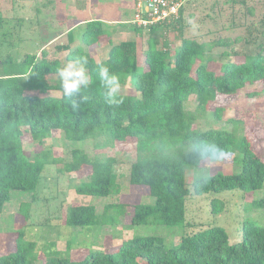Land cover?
Segmentation results:
<instances>
[{
	"label": "trees",
	"instance_id": "16d2710c",
	"mask_svg": "<svg viewBox=\"0 0 264 264\" xmlns=\"http://www.w3.org/2000/svg\"><path fill=\"white\" fill-rule=\"evenodd\" d=\"M180 1L178 15L169 22L147 27L128 23L133 33L143 40L139 59L136 39L113 44L105 24L91 20L69 29L64 43H56L60 35L50 41L48 45L54 44L56 51L52 53L66 52L63 62L47 59L48 45H36L34 52L21 58L9 53L0 60V213L11 191L33 195L41 183L44 167L58 162L43 151L28 158L22 147L23 135L41 144L53 131L61 132L68 143L92 141L96 149L128 140L135 143V160L130 165L128 183L141 190L146 200L139 199L132 205L129 227L158 225L190 229L193 225L185 221L187 198L209 196L210 212L217 215L225 208L224 201L217 195L233 190L249 193L263 189L264 161L243 133V121L227 120L233 126L230 131L200 130L193 124L197 117L207 113V105L217 94L234 95L246 84L256 82L261 83L264 93V16L246 27L242 36L202 42L198 37H187L183 29L194 17L193 12L203 14L206 3L212 0ZM226 2L233 6L246 3L245 0H225L223 4L227 5ZM217 3L218 0H214L211 6ZM223 4L221 6L230 11L226 28L243 27L242 14L237 16L234 7ZM12 9L15 15L10 18L0 8V44L8 43L9 38L19 40L16 34L36 21V18L27 20L24 14L18 15L15 7ZM32 10L35 17L38 9L35 6ZM222 12L226 14L223 9ZM223 13L209 9L199 23L206 20L216 23ZM247 13L251 16L252 10L248 8ZM75 30L81 33L78 47L73 37ZM168 32L175 34L178 45L171 47L165 37ZM216 32L215 27L207 30L211 34ZM103 36L109 38V49L106 58L96 62L89 49L98 47ZM236 45L239 51L233 50ZM215 46L229 47L228 51L220 52V57L241 60L223 63L215 73L208 68V63L215 60L212 53ZM77 59L87 61L88 86L71 98L63 93L60 97L45 95L48 91H62L58 69ZM102 65L120 77L121 88L130 86L135 94L121 93V103L109 104L97 73ZM190 96L196 104L194 112L184 107ZM218 113L215 109L208 116L218 119ZM238 129L242 135L235 133ZM196 141L215 143L227 155L237 154L240 171L200 176L188 188L184 182L185 168L201 162L192 150ZM116 163L115 157L88 156L80 149H72L70 160L60 172L76 173L88 167L89 175L75 192L105 199L119 192ZM28 205L24 203L19 207L25 216ZM249 209L263 211L264 199L253 200L245 210ZM126 210L127 205L119 200L106 205L101 216L93 205H69L63 224L72 228L116 225ZM106 215L108 220L104 221ZM23 235L18 231L11 249L0 253V264H34L31 257L36 243L24 240ZM41 264H264V226L242 221L241 239L235 243L228 242L223 228L212 226L185 232L177 244L169 247L162 237L136 236L110 251H93L81 261L60 255L45 259Z\"/></svg>",
	"mask_w": 264,
	"mask_h": 264
},
{
	"label": "rangeland",
	"instance_id": "374dc122",
	"mask_svg": "<svg viewBox=\"0 0 264 264\" xmlns=\"http://www.w3.org/2000/svg\"><path fill=\"white\" fill-rule=\"evenodd\" d=\"M187 1L191 0H184V3ZM224 1L218 0L215 6H211L214 0L207 2V9L204 8L203 14L194 11V17L188 20V26L186 25L183 29L186 36L189 38L198 37L202 42L242 36L246 27L264 16V0H245L244 6H240V4L233 6L229 2L224 5ZM221 3L224 6L234 7L233 10L237 16L242 14L243 21L240 22L245 23L243 27L234 25V29L226 28L227 22L230 20V11L227 7L221 6ZM133 5L134 0H0V8L8 14V17L12 18L15 15V11L12 9L15 7L19 12L18 15L24 14L25 19L36 18V21L28 23L19 34H16L19 40L9 38L8 43L0 44V60L2 61L9 53L14 57L21 58L25 54L34 52L36 45L46 47L50 41L59 35L56 43H64L66 41L65 33L73 26L81 23L79 22L80 19L90 17L93 18L90 20H100L105 24V29H107L113 44L136 39L139 59L143 40L133 33L132 25L128 24L129 20L132 19ZM35 6L38 13L33 17L34 10L32 9ZM248 8L252 10L251 16L247 13ZM209 9L210 12L220 11L221 13H223V9L226 14L223 13L221 20L217 19L216 23L215 20H206L200 24V18ZM234 22L238 24V18H235ZM214 27L217 30L215 34L207 33V30H214ZM79 33V30H75L73 34L77 47L80 44L78 42L81 33ZM165 37L171 47L178 45L179 40L173 32H168ZM109 38L107 36L101 37L98 47L89 49L90 56L96 62H101L106 58ZM53 45H48L50 48L47 59H59L63 62L66 53H52L55 48ZM239 49V46L236 45L233 50L239 51ZM224 50L228 51L229 47L224 49L215 46V49L212 50L215 60L208 63V68L215 73L219 72V67L223 63L241 60L231 56L220 57V52ZM38 51L37 57L39 56ZM54 52L56 51L54 50ZM54 81L56 82V79H52V82ZM62 93L63 91H48L45 95L60 97ZM121 93L125 95L135 94L130 86L121 88ZM184 107L187 111H195L196 104L193 96L189 97ZM215 109L219 110L218 119L208 116ZM229 119L243 121V133L247 135L253 149L257 151L258 157L264 161V93L261 91L260 82L246 84L234 95L217 94L215 99L207 105V113L197 117L193 127L200 130L224 129L230 131L233 126L227 123ZM235 133L238 136L242 135L240 129L236 130ZM27 137V134L23 135L22 147L28 158H31L34 153L43 151L49 152L50 156L57 159L58 162L44 167L41 173V183L33 195L22 191L10 192L9 201L3 205L0 213V253L11 249L18 231L23 232L24 240L36 243L31 258L34 264H41L45 259L60 255H66L72 261H81L93 251H110L119 245L126 244L132 237L136 236L162 237L164 244L169 247L177 244L185 232H195L201 228L205 229L212 226L223 228L227 233L228 242L235 243L241 239L242 221H252L257 225L264 226V209L263 211L259 209L245 210L246 206L253 200L264 199L263 187L262 190L249 193L233 190L217 195L216 197L225 203L223 212L217 215L210 212L209 196L187 198L185 221L193 225L190 229L168 228L158 225L129 227L132 205L139 199L141 201L146 200L141 190L129 186L128 183L130 165L135 160V143L133 141L114 143L112 147L96 149L92 141L68 143L64 140L63 134L58 131H53L41 144L30 141ZM72 149H80L88 156L115 157L119 192L115 196L105 199L78 195L75 189L81 182L85 181L90 169L84 167L76 173L60 172L64 163L70 160ZM239 159L237 154H229L215 166L200 162L198 166L186 167L185 185L189 188L193 180L200 176L208 177L215 173H238L240 171ZM118 200L127 205V210L124 217L118 218L116 225L100 224L90 228H72L63 224L65 209L69 205H93L97 215L101 216L106 205L115 201L118 202ZM24 203L29 204L26 216L19 211L20 205ZM108 213L111 212L108 211ZM103 220L107 221L108 216L106 215Z\"/></svg>",
	"mask_w": 264,
	"mask_h": 264
},
{
	"label": "clouds",
	"instance_id": "9594fccd",
	"mask_svg": "<svg viewBox=\"0 0 264 264\" xmlns=\"http://www.w3.org/2000/svg\"><path fill=\"white\" fill-rule=\"evenodd\" d=\"M86 63L87 61L77 59L75 61H68L64 67L58 69V76L65 97L71 98L78 94L82 88L88 86L89 80L85 67ZM97 73L108 103L114 105L121 103L120 94L122 86L120 77L112 73L109 67L103 65L97 69ZM73 107H76L75 103H73ZM192 150L202 164H210L212 166L220 163L227 155L224 149L212 142L196 141L192 145Z\"/></svg>",
	"mask_w": 264,
	"mask_h": 264
},
{
	"label": "built area",
	"instance_id": "2783aa9c",
	"mask_svg": "<svg viewBox=\"0 0 264 264\" xmlns=\"http://www.w3.org/2000/svg\"><path fill=\"white\" fill-rule=\"evenodd\" d=\"M180 0H134L130 24L147 27L169 22L176 18L182 6Z\"/></svg>",
	"mask_w": 264,
	"mask_h": 264
},
{
	"label": "crops",
	"instance_id": "0c3cea01",
	"mask_svg": "<svg viewBox=\"0 0 264 264\" xmlns=\"http://www.w3.org/2000/svg\"><path fill=\"white\" fill-rule=\"evenodd\" d=\"M133 9H134V5H133ZM86 19H87V20H86ZM86 19H83V20L80 19L79 22L83 23V22H86V21H91L90 19H93V18L90 17V18H86ZM81 23H80V24H81ZM107 23H109V22L107 21ZM123 29L125 30L126 28H123ZM127 39H128V38H127ZM99 48H100V47H99ZM100 49H102V48H100ZM100 49H99V50H100ZM102 52L104 53V50H102ZM107 52H108V50H107ZM61 53H66V52H61Z\"/></svg>",
	"mask_w": 264,
	"mask_h": 264
}]
</instances>
